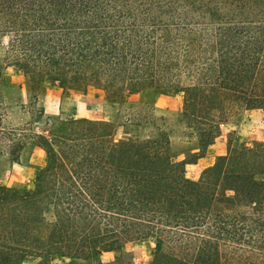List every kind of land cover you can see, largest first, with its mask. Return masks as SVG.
<instances>
[{
    "label": "trees",
    "instance_id": "16d2710c",
    "mask_svg": "<svg viewBox=\"0 0 264 264\" xmlns=\"http://www.w3.org/2000/svg\"><path fill=\"white\" fill-rule=\"evenodd\" d=\"M8 64L27 84L185 101L172 119L136 106L125 124L140 132L118 143L89 120L38 137L47 164L34 189L0 187V264H102L147 239L162 248L153 264H223L225 252L264 264V148L232 149L186 178L232 109L264 110V0H0ZM175 130L194 146L175 151Z\"/></svg>",
    "mask_w": 264,
    "mask_h": 264
},
{
    "label": "rangeland",
    "instance_id": "374dc122",
    "mask_svg": "<svg viewBox=\"0 0 264 264\" xmlns=\"http://www.w3.org/2000/svg\"><path fill=\"white\" fill-rule=\"evenodd\" d=\"M23 70L8 64L0 70V187L33 190L47 164V153L38 144V137L54 140L55 132L70 120L105 122L114 128V143L124 141L139 130L126 126V117L138 105L153 108L156 116L172 119L184 106V93L166 94L146 91L137 95L116 97L102 88L78 87L64 91L50 80L27 84ZM186 83V81H185ZM175 130L173 145L179 151L189 145ZM262 146L264 148V110L237 106L223 123L213 145L196 164L186 166V178L198 182L205 170L232 149ZM198 152V151H197ZM180 160L185 155H178ZM161 246L156 239L135 241L121 252L103 253L102 264H153ZM224 253L223 264H229ZM23 264H42L35 257H26ZM48 264H94L56 256Z\"/></svg>",
    "mask_w": 264,
    "mask_h": 264
}]
</instances>
